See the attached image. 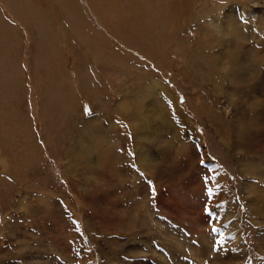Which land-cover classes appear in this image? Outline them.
Returning a JSON list of instances; mask_svg holds the SVG:
<instances>
[{
	"label": "rangeland",
	"instance_id": "rangeland-1",
	"mask_svg": "<svg viewBox=\"0 0 264 264\" xmlns=\"http://www.w3.org/2000/svg\"><path fill=\"white\" fill-rule=\"evenodd\" d=\"M0 264H264V0H0Z\"/></svg>",
	"mask_w": 264,
	"mask_h": 264
},
{
	"label": "bare ground",
	"instance_id": "bare-ground-1",
	"mask_svg": "<svg viewBox=\"0 0 264 264\" xmlns=\"http://www.w3.org/2000/svg\"><path fill=\"white\" fill-rule=\"evenodd\" d=\"M175 1V0H174ZM117 1H116V3H115V5H114V8L113 9H116L117 7H116V5H117ZM118 5H119V3H118ZM120 6V5H119ZM116 14H119V16H120V12H118V13H116ZM115 15V14H114ZM95 18V17H94ZM130 22H128V24H129ZM147 29V28H146ZM148 30V29H147ZM97 40V39H96ZM93 43V42H92Z\"/></svg>",
	"mask_w": 264,
	"mask_h": 264
},
{
	"label": "snow or ice",
	"instance_id": "snow-or-ice-1",
	"mask_svg": "<svg viewBox=\"0 0 264 264\" xmlns=\"http://www.w3.org/2000/svg\"><path fill=\"white\" fill-rule=\"evenodd\" d=\"M208 194H209V196H211V189H208ZM206 211H207V209H206ZM213 231H215V229H213Z\"/></svg>",
	"mask_w": 264,
	"mask_h": 264
}]
</instances>
